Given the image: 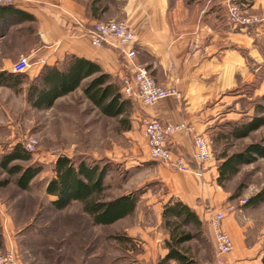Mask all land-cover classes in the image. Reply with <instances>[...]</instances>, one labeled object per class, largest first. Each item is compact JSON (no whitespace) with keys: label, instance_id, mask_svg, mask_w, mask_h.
<instances>
[{"label":"rangeland","instance_id":"rangeland-1","mask_svg":"<svg viewBox=\"0 0 264 264\" xmlns=\"http://www.w3.org/2000/svg\"><path fill=\"white\" fill-rule=\"evenodd\" d=\"M228 3L238 7L243 16L262 18L248 3L230 0L225 8ZM19 41L11 39L0 46V64L9 59L12 67L24 56L15 54ZM261 50L263 66H256L254 81L227 92L223 104L205 106L220 113L207 135L217 176L222 161L238 156L232 163L236 173L214 181L226 199L212 210L231 206L226 218L232 215L241 230L247 228L246 232L264 227V200L255 206L248 202L258 194L264 196V46ZM29 62L18 85H0V264H139L145 245H159L164 235L168 239V228L162 220L168 191L160 182V170L169 168L148 160L143 120L134 119L139 110L137 102L133 100L122 117H105L85 99L82 85L51 108L39 109L29 101V88L35 82ZM258 120L261 123L256 129L240 136ZM16 146L28 152L30 160L10 165L22 170L39 168L27 190L17 187L19 175L7 174L1 167L2 158ZM251 146L258 152L249 153ZM58 157H68L75 165L84 161L104 168L103 199L133 194L138 199L133 214L101 226L92 223L78 202L56 210L52 206L54 197L46 194V185L55 175ZM132 230L138 234L129 237ZM186 231L195 236L186 244L190 253L199 243L208 251L211 242L207 229L188 226ZM150 255L156 256V249ZM154 258L156 264H164L159 257Z\"/></svg>","mask_w":264,"mask_h":264},{"label":"crops","instance_id":"crops-1","mask_svg":"<svg viewBox=\"0 0 264 264\" xmlns=\"http://www.w3.org/2000/svg\"><path fill=\"white\" fill-rule=\"evenodd\" d=\"M227 1L230 0H15L8 9L0 11V46L11 39L20 40L16 42L20 47L15 54L32 61L30 70L34 77L43 68L63 70L72 57L93 62L111 77L121 98L137 102L135 120L156 119L161 124L185 122L207 139L213 129L211 124L220 113L205 106L223 104L227 92L239 84H251L256 66H263L264 23L233 26L227 20ZM232 1L248 3L264 21V0ZM110 20L124 21L135 34L134 63L147 68L160 87L175 90L179 97L171 96L145 106L138 98L123 95L121 77L129 72L125 59L109 46H93L86 34L93 23ZM10 62L5 59L0 72L10 73ZM85 82L81 85L85 86ZM61 98L64 97L56 101ZM167 146L191 168L182 173L161 168L160 182L167 188V202L184 203L201 222L194 228L207 229L205 220L212 206L226 199L214 182L218 177L217 167L212 161L203 178L196 179L193 173L196 166L191 161L192 139L186 130L169 136ZM146 155L149 160L148 150ZM235 221L230 215L222 222L223 231L233 241V248L226 256L227 264H263L264 227L246 232L247 228L241 230ZM137 234V230H132L129 237ZM192 239L184 242L178 251L195 264H213L212 243L207 252L199 243L190 253L186 244ZM167 240L164 235L159 245H145L139 264H156V256L164 264H179L175 259L164 261L169 252ZM155 249L157 255L153 257L150 254Z\"/></svg>","mask_w":264,"mask_h":264},{"label":"trees","instance_id":"trees-1","mask_svg":"<svg viewBox=\"0 0 264 264\" xmlns=\"http://www.w3.org/2000/svg\"><path fill=\"white\" fill-rule=\"evenodd\" d=\"M11 5L0 6V11L8 9ZM23 75L0 72V85L13 87L18 85ZM34 84L29 88V101L34 107L49 109L60 97L74 92L87 81L82 89L85 99L94 105L99 113L105 117L118 118L125 115L126 109L131 104L129 99L121 98L118 86L114 84L108 74H104L93 62L81 58L72 57L71 63L63 70L54 67L43 68L34 77ZM259 122L247 127L240 136H245L256 129ZM249 153L258 152L253 146L248 148ZM252 156V155H251ZM236 157H230L222 161L219 166L218 182L220 179L236 173L233 166ZM30 155L23 148L16 146L12 152L2 158L1 167L10 175H19L16 181L18 188L28 189L29 183L37 176L39 168H27L22 170L18 165H10L16 161H29ZM243 162V160H240ZM250 161L245 159L244 162ZM54 177L46 185V194L53 196L52 206L56 210H63L71 203L78 202L82 211L90 216L94 225L110 226L111 224L133 214L138 199L133 194L119 196L106 201L102 193L103 179L106 175L104 168L97 165L89 166L84 161L76 165L68 157H58L54 164ZM264 200V196L258 194L248 201L254 205ZM162 220L168 228V240L166 246L169 250L164 261L175 259L179 264H195L187 256L182 255L179 247L193 238V234L186 231L188 226L198 228L200 221L195 213L184 203L170 200L162 208ZM264 264V257H263Z\"/></svg>","mask_w":264,"mask_h":264},{"label":"built area","instance_id":"built-area-1","mask_svg":"<svg viewBox=\"0 0 264 264\" xmlns=\"http://www.w3.org/2000/svg\"><path fill=\"white\" fill-rule=\"evenodd\" d=\"M15 0H0V6L12 5ZM227 20L233 26L249 27L261 21L256 16H243L238 7L228 3L226 5ZM88 40L95 47L109 46L118 51L119 55L125 59L128 64L129 72L121 77L122 93L125 97L138 98L145 106H151L164 100L167 97H179L175 90H164L154 82L147 68L143 65L134 63L135 51L133 44L135 34L123 22H105L92 24L86 32ZM30 67L27 57L20 56L9 72L14 75L25 74ZM144 137L147 140L148 155L153 161L161 163L165 168L176 172H187L189 163L182 157L171 152L167 146V138L175 133L186 130L192 139L191 161L196 166L193 171L196 179H202L211 162L213 155L209 140L197 132L193 126L180 122V124H161L156 119H144ZM227 209L212 210L206 218V225L209 240L213 246V264H227L226 256L233 248V241L228 233L222 229V222L226 218Z\"/></svg>","mask_w":264,"mask_h":264}]
</instances>
